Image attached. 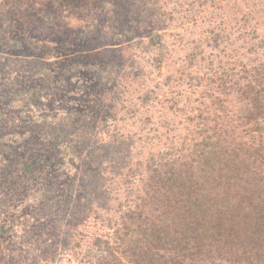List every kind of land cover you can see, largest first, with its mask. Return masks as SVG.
I'll use <instances>...</instances> for the list:
<instances>
[{
  "label": "trees",
  "instance_id": "obj_1",
  "mask_svg": "<svg viewBox=\"0 0 264 264\" xmlns=\"http://www.w3.org/2000/svg\"><path fill=\"white\" fill-rule=\"evenodd\" d=\"M141 1L100 5L112 25L124 28L120 34L131 37L138 31L129 27L130 19L142 26L151 13L149 7L131 9ZM147 1L155 2L153 17L161 28L174 23L190 36L184 41L176 31L173 42L184 54L173 69L166 62V33L147 36L156 50L147 62L152 60L162 83L148 86L144 70L123 72L112 62L115 72L102 84L116 79L117 86L100 92L104 110L70 107L62 116H48L45 132L21 141L14 138L15 118L0 109L5 264L15 255L20 264H264V0H183V8L167 6L175 0ZM63 2L77 12L69 14L68 27L83 36L92 32L96 16L86 13L84 0ZM41 14L51 25L55 14ZM3 29L0 42H12L23 54L24 42ZM26 46L38 53L37 39H27ZM45 53L55 54L51 44ZM77 63L66 65L62 75L76 72ZM128 78L138 84L140 106L125 104L131 98L124 99L121 81ZM40 97L37 86L16 93L17 104ZM93 117L102 126L84 129L81 124ZM55 157L63 163L81 159L65 181L40 177L43 199L29 218L43 229L24 225V214L21 220L5 217L9 197L21 195ZM10 238L15 255L7 260L1 248Z\"/></svg>",
  "mask_w": 264,
  "mask_h": 264
},
{
  "label": "rangeland",
  "instance_id": "obj_2",
  "mask_svg": "<svg viewBox=\"0 0 264 264\" xmlns=\"http://www.w3.org/2000/svg\"><path fill=\"white\" fill-rule=\"evenodd\" d=\"M62 1L19 0L15 5H7V0H0V27H4V31L1 33L10 31L11 37H18L25 44L22 50L24 53L20 54L18 49L13 48L12 42H0V91H5L4 93L0 92V109L4 110L9 118L11 117L13 120L15 118L14 122H17L18 127L14 130V132H17L14 138L17 141H21L23 138L36 137L38 133L45 132L47 129L46 125L49 122L48 116L51 117L56 114L62 116L64 111L70 107L88 113L97 110L100 113V111L104 110V106L99 105L100 92L105 86L112 89L117 86L114 83L116 79L102 84V77L109 74L112 75L115 72L113 68L109 67L112 62L120 67L123 72H131L136 69L144 70L148 86L162 83V76L158 75V69L151 65L152 60L147 62L149 57L152 59L156 54V50H152L147 42V36L155 32L166 33L164 36L166 43L164 48H166L168 53L166 62L172 69L180 64L181 57L184 54V48L173 42V38L177 37L175 36L176 31H181L184 34V41L190 38L186 31L184 33L180 29L181 27H175L174 23H171V26L167 29L161 28L158 21L153 17V12L157 9L154 5L155 2L147 0L146 2L142 0L141 5L138 4L137 6L129 4L132 10L141 11V9L149 7L151 11V13L145 14V24L143 23L142 26H138L135 22L132 23L130 19L129 27H135L136 31H138V36L134 35L131 37L121 35L120 31L124 28L118 24L112 25L107 20L106 14L102 12L100 0H84L87 5L85 7L86 13L92 11L96 16V23L91 29L92 32L83 36L75 28L68 27L66 22L69 14L72 11L75 14L77 12L71 10L67 6V2L62 3ZM182 2L183 0L171 1L167 6L172 7L174 5L175 8H183ZM47 11L55 14L52 17L51 25L45 22L41 14V12ZM132 15L134 16V14ZM9 24L13 25L14 30L9 29ZM1 36L3 37V34ZM192 37L196 36L193 35ZM29 38L38 40L39 48L37 49V54L26 46V41ZM67 40L71 42L68 45L66 43L68 42ZM48 44H51L54 48L55 54L52 57L45 53ZM19 57L22 59L21 61ZM108 57L110 61L106 63ZM16 61H19L20 64L18 69H16L14 64ZM72 62H78V70L74 71L72 75H67L66 72V76H63L66 65ZM50 73L53 78L48 77ZM121 83L126 86L124 99L128 101L131 98L125 104L128 106L136 101V104L140 106L136 96V91H138L137 82L134 83L128 78L121 81ZM34 86L40 89L41 97L31 102L17 104V91H24L26 88ZM164 87L167 86L164 84ZM7 94H12L13 97H5ZM91 119L89 123L81 124V126L84 129H88L89 125L97 126L98 128L102 126L101 121L95 122V117ZM131 129L132 127L130 131ZM79 159L81 157H78V161L75 159L74 161L63 163L60 158L57 159L55 157L51 165L44 166L41 170L39 168L35 172V180L29 182L21 195L16 194L11 199L9 197L8 202L11 208L8 213L4 211L5 217L12 215L21 220L20 214H24L22 215L26 216L22 220L24 225L29 224L31 230L41 231L43 228H40V224L31 223L29 218L32 215L33 206L37 207L43 199L41 189H44V185L40 182L41 178L49 175L52 180L65 181L67 174L73 172L74 168L79 167ZM4 170V166L0 165V172ZM5 186L7 189L12 187L10 183ZM18 200L20 201L19 203L16 202ZM21 204L24 205L20 207ZM2 212L0 210V214ZM0 218H2V215H0ZM36 233L34 234L35 236H37ZM13 239L10 238L5 241V244H7L6 250H4V245L1 248L4 254H8L7 260L12 255H15L11 254L10 250L12 246H15ZM35 248L36 245L32 243L29 251L34 252ZM3 257L6 256L4 255ZM3 257L0 256V264L2 262L3 264L6 263L2 261ZM18 260L19 257L15 255L14 261L10 262V264H20L17 263Z\"/></svg>",
  "mask_w": 264,
  "mask_h": 264
}]
</instances>
